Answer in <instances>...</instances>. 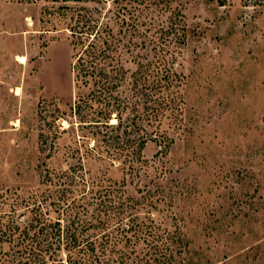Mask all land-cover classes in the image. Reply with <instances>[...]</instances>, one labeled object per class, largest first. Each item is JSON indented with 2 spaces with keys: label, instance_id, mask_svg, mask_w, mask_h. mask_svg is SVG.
<instances>
[{
  "label": "rangeland",
  "instance_id": "obj_1",
  "mask_svg": "<svg viewBox=\"0 0 264 264\" xmlns=\"http://www.w3.org/2000/svg\"><path fill=\"white\" fill-rule=\"evenodd\" d=\"M160 4H0V222L22 231L66 220L74 203L85 220L113 225L133 213L179 227L187 264H264V0ZM73 15L98 22L90 41L108 26L116 50L105 66L123 72L113 89L104 74L77 79ZM172 19L188 31L185 45L167 47L181 81L158 91L145 66L164 54L163 40L155 46ZM163 96L174 102L152 119ZM118 112L120 129L97 123L116 124ZM4 228L0 264L24 251Z\"/></svg>",
  "mask_w": 264,
  "mask_h": 264
},
{
  "label": "trees",
  "instance_id": "obj_2",
  "mask_svg": "<svg viewBox=\"0 0 264 264\" xmlns=\"http://www.w3.org/2000/svg\"><path fill=\"white\" fill-rule=\"evenodd\" d=\"M37 1L40 0H0V4L2 2L34 3ZM46 1L81 2L85 0ZM114 1L119 3L130 0ZM149 2L159 6L163 0H149ZM135 19L138 21L139 17ZM72 20L75 21V25L71 27L72 45L75 50L73 70L76 72L77 79L94 77L97 73L104 74L108 77L106 91L113 89L118 80L122 78L123 72L121 68L117 71L112 68L107 72L105 66L107 59L111 58V54L116 50L115 41L112 40L109 31L107 32L108 26L102 25V30L97 33L101 35L90 41L91 34L99 26L98 22L92 18L76 19L75 15L72 16ZM187 37V27L182 21L172 19L167 26L162 27L155 51L162 43L160 40H163L164 46L160 48V51L164 54L157 51L145 66L148 72L155 73L153 84L158 91L178 87L181 77L168 62L167 55L170 50L167 47L171 45L176 48L181 47L185 45ZM102 62L104 67H100ZM151 66L154 67L153 71L149 70ZM159 100V106L149 113L152 119L159 118L161 111L170 107L174 102L164 96ZM111 113V111L106 113L107 119ZM97 123L118 130L123 126L124 120L118 112L116 124H109V120L97 121ZM160 137L162 139L160 146L167 149L169 143H166L165 137L161 135ZM151 139L153 138L150 135L135 139L133 143L136 146L131 152L133 155L131 162L138 160L147 142ZM67 175L70 177V174ZM113 188V185H109L104 189L106 193H110ZM93 191H95L94 187ZM76 209L75 204L71 203L62 213V216L67 217L66 220L59 218L53 221L38 218L36 223L32 222L22 231L14 222L8 223L5 228L0 222V231L1 228L5 229L3 236L14 243V246L24 248L20 256L13 255L10 260H5L2 264H187L185 256L188 245L179 227L174 230L163 228L153 219L141 218L133 213L129 214L127 222L121 218L110 225L103 220H85L80 216L81 212H76ZM111 219L114 220V218ZM1 243L2 239H0Z\"/></svg>",
  "mask_w": 264,
  "mask_h": 264
},
{
  "label": "bare ground",
  "instance_id": "obj_3",
  "mask_svg": "<svg viewBox=\"0 0 264 264\" xmlns=\"http://www.w3.org/2000/svg\"><path fill=\"white\" fill-rule=\"evenodd\" d=\"M18 61L20 63H22V64H26L27 63V57L26 56H19V60ZM18 91H19V89H18Z\"/></svg>",
  "mask_w": 264,
  "mask_h": 264
}]
</instances>
